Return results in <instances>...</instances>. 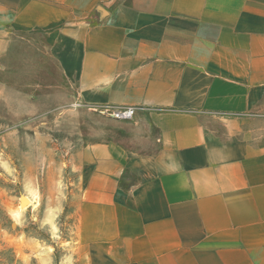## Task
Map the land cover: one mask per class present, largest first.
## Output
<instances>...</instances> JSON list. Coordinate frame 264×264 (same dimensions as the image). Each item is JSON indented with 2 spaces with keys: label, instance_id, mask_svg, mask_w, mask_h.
Returning <instances> with one entry per match:
<instances>
[{
  "label": "crops",
  "instance_id": "obj_1",
  "mask_svg": "<svg viewBox=\"0 0 264 264\" xmlns=\"http://www.w3.org/2000/svg\"><path fill=\"white\" fill-rule=\"evenodd\" d=\"M0 64L100 123L64 264H264V0H0Z\"/></svg>",
  "mask_w": 264,
  "mask_h": 264
},
{
  "label": "rangeland",
  "instance_id": "obj_2",
  "mask_svg": "<svg viewBox=\"0 0 264 264\" xmlns=\"http://www.w3.org/2000/svg\"><path fill=\"white\" fill-rule=\"evenodd\" d=\"M83 108L0 64V264H64L80 191L72 161L86 125L100 126Z\"/></svg>",
  "mask_w": 264,
  "mask_h": 264
},
{
  "label": "built area",
  "instance_id": "obj_3",
  "mask_svg": "<svg viewBox=\"0 0 264 264\" xmlns=\"http://www.w3.org/2000/svg\"><path fill=\"white\" fill-rule=\"evenodd\" d=\"M135 114L134 108H121L111 112V117L119 121H130L135 117Z\"/></svg>",
  "mask_w": 264,
  "mask_h": 264
},
{
  "label": "bare ground",
  "instance_id": "obj_4",
  "mask_svg": "<svg viewBox=\"0 0 264 264\" xmlns=\"http://www.w3.org/2000/svg\"><path fill=\"white\" fill-rule=\"evenodd\" d=\"M25 204H32V201H31L30 199H27V200L25 201Z\"/></svg>",
  "mask_w": 264,
  "mask_h": 264
}]
</instances>
